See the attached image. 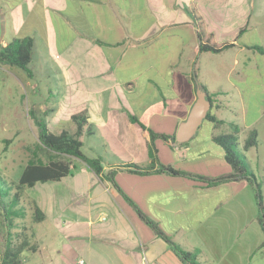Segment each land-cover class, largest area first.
Listing matches in <instances>:
<instances>
[{
	"label": "crops",
	"instance_id": "obj_1",
	"mask_svg": "<svg viewBox=\"0 0 264 264\" xmlns=\"http://www.w3.org/2000/svg\"><path fill=\"white\" fill-rule=\"evenodd\" d=\"M197 15L218 42L234 43L218 55L235 52L236 65L240 55H264L246 47L264 45V0H0V45L33 38L32 76L0 64L3 129L10 128L15 137L24 117L36 127L37 140L34 112L51 132L60 133L71 122L68 131L74 133L70 116L85 110L93 128L91 135L80 136L86 157H99L104 172L118 164L147 165L148 129L176 134L197 87L207 92V75L212 74L207 61L214 52L199 51ZM246 37L251 41H241ZM232 71L235 82L240 72L244 79V67ZM3 99L15 107L4 122ZM214 135L208 140L215 144ZM153 143L164 164L208 178L231 171L226 163L216 170H192L210 155L204 141L191 138L178 145L175 139L156 137ZM114 180L117 186L75 159L66 177L31 187L33 207L45 217L35 222L39 227L32 230L31 241L36 249L24 251L23 264H185L138 209L183 250H198V259L209 264H245L253 249L264 246V231L252 225L254 191L244 179L208 184L118 169ZM247 187L251 198H239Z\"/></svg>",
	"mask_w": 264,
	"mask_h": 264
},
{
	"label": "trees",
	"instance_id": "obj_2",
	"mask_svg": "<svg viewBox=\"0 0 264 264\" xmlns=\"http://www.w3.org/2000/svg\"><path fill=\"white\" fill-rule=\"evenodd\" d=\"M197 18L200 52L211 51L214 53H220L221 51L234 45L232 42H218L212 33L206 31L204 27L205 24L199 15H197ZM243 30L244 28H241L239 33ZM32 39L33 38H31V36H27L11 40L6 45H0V64H9L11 66L20 67L25 69L29 75L32 76V72L29 67L33 54ZM246 47L255 49L261 54H264V45L253 44L246 45ZM208 97L210 98L212 105L213 100L210 93H208ZM31 116L35 120V124L38 128L37 140L39 144L43 148L52 151L55 155L61 156V158H54L51 156L47 162L42 161L39 157L31 158L21 171L16 189H14V192L12 193L9 192L10 187L7 186L8 188H5L2 184H0V201L4 194L8 195L6 203L1 201L3 203L1 207V216L3 217L2 227L4 228V244L0 252V264H23L25 261L24 251H35L36 249V244L31 242L34 237V233L29 230L23 219L17 220V218H23L26 214L24 209L25 206L21 205L22 190L25 188H31L40 182L56 181L66 177L70 174V171H72L73 160L75 159L83 160V162L90 166L96 174L111 181L116 186L117 184L114 180V174L118 169L139 173L140 175L158 172L177 176H186L198 179L208 184L224 179H233V181L244 179L252 185L253 181L256 180V176L252 172L247 156L244 153L249 146L257 144L256 131L253 129L250 131L247 139H245L244 144L240 149L237 142L239 127L235 125L234 122H231L233 131L216 136L214 135L212 138L215 144L222 147L224 150L223 158L231 171L226 175L216 178H208L178 169L177 167L164 164L160 161L157 149L153 143L154 138H170L171 140H174V133L170 135L148 129L150 141L148 143L149 162L147 165L139 166L134 163L118 164L110 171L104 172L101 159L99 157L88 158L84 155L82 150V141L80 136L82 134L91 135L93 133L92 126L87 122V112L85 110L74 113L70 116V120L76 124V131L74 133H71L66 129L62 130L58 134L53 133L48 129L43 116H35L34 112H31ZM130 119L137 124L138 128L145 129V125H143L135 116H131ZM206 119L215 121L216 123L221 122V120H217L216 116L210 110L207 113ZM194 137H192V139ZM6 142H8V139H6ZM185 143L186 142L182 144ZM255 186L256 194L254 196L257 200V205L262 212L261 216L258 218V222L264 230V207L261 201V187L259 183H255ZM34 207L32 218L35 222H37L42 220L45 215L39 207L36 205H34ZM138 214L155 229L156 234L169 245L175 256L178 257L180 261L185 264H200L197 261L198 250H195L194 252L183 250L171 239L168 234L162 231V228L157 224V222L149 219L141 212L140 209H138ZM13 228H18L19 230H13Z\"/></svg>",
	"mask_w": 264,
	"mask_h": 264
},
{
	"label": "rangeland",
	"instance_id": "obj_3",
	"mask_svg": "<svg viewBox=\"0 0 264 264\" xmlns=\"http://www.w3.org/2000/svg\"><path fill=\"white\" fill-rule=\"evenodd\" d=\"M251 37H246L241 41H251ZM211 58L207 61L212 64V74L207 75V92L210 93L212 97V105L210 111L216 116L217 120L221 122L216 123V127H213V122L210 120L204 119L199 129L197 135L193 140L204 141L203 149H206L210 155L206 156L205 163L200 161L195 166H191L192 170L195 172H205L209 171V167H212L216 170V167L219 164H225L221 155L224 153V150L220 146H215V144L208 140L211 133L215 135L225 134L233 131L231 122H234L235 125L239 127L238 133V147H241L244 144L245 139H247L250 131L253 129L256 131L257 144L254 146H249L245 151L247 160L250 164L252 172L255 174V181L251 187L253 188L254 195L256 194L255 183H259L261 187V201L264 207V55H257L256 58L252 55H240L237 59L240 60L239 64H235V52L227 51L224 54L210 53ZM207 63V64H208ZM255 66V71L249 69V67ZM261 66V69H260ZM244 67V79L241 78V72L239 81L235 82L233 79L235 77V72L232 69L240 70ZM259 67V71L258 70ZM42 78V77H41ZM43 79V78H42ZM241 80V81H240ZM38 90V89H37ZM54 91V89L52 88ZM39 94V91H37ZM11 90L8 91V95H11ZM13 97L16 95L13 93ZM42 95L44 92L40 93ZM57 96V93L54 92L53 95ZM28 92H25V96L28 99ZM26 99V100H27ZM21 100V97H20ZM20 100L18 99V108H20ZM29 101V100H28ZM27 107L30 105L28 102ZM3 103L6 106L1 108L5 109L4 119L8 118L7 115L10 114L11 110H14L15 107L11 106L10 102L3 99ZM25 102H23V105ZM26 107V106H25ZM73 124L67 122L64 126L67 130H70ZM22 127L14 137L13 130L3 129L0 122V184L5 188L10 187L9 192H14L16 185L18 183L19 175L24 169L26 163L31 158H40L42 161H48L49 157L53 156L61 158V156L55 155L52 151L43 148L38 140H36V131L33 123H30L24 117H22V122L20 123ZM54 133H58V130H54ZM6 139H11L6 142ZM218 170V169H217ZM8 186V187H7ZM30 188H25L22 190V199L21 205L25 206V216L23 218H17V220L23 219L26 222L27 227L30 231L33 229L36 230L39 227V223L35 224V221L32 218L33 212V199L28 191ZM239 195V198L249 199L251 198L250 188H245ZM253 195V201L255 205V214L252 218V225L254 228H257L259 224L258 218L261 216L262 212L257 205V200ZM8 195L4 194L1 201L6 203ZM0 201V252L4 244V228L2 227L3 217L1 216V207L3 203ZM207 204H211L210 201ZM206 208V207H200ZM35 224V226H34ZM261 227V225H259ZM262 229V227H261ZM13 230H19L18 228H13ZM262 231H264L262 229ZM33 242V241H31ZM182 248V247H181ZM236 252H241V248H234ZM193 251V250H191ZM232 254H236V252ZM194 252V251H193ZM227 252V251H226ZM225 252V255H226ZM229 252V251H228ZM252 256L249 258L247 256L244 258L245 264H264V246L259 249H253ZM231 253V252H229ZM224 255V256H225ZM197 261L200 264H209L205 260ZM28 264H35V262L29 261ZM216 264V263H214ZM219 264V263H218Z\"/></svg>",
	"mask_w": 264,
	"mask_h": 264
},
{
	"label": "water",
	"instance_id": "obj_4",
	"mask_svg": "<svg viewBox=\"0 0 264 264\" xmlns=\"http://www.w3.org/2000/svg\"><path fill=\"white\" fill-rule=\"evenodd\" d=\"M211 108L208 93L201 87H197V98L194 100L187 118L177 126L175 141L179 144L189 141L199 131L202 121L206 119Z\"/></svg>",
	"mask_w": 264,
	"mask_h": 264
},
{
	"label": "built area",
	"instance_id": "obj_5",
	"mask_svg": "<svg viewBox=\"0 0 264 264\" xmlns=\"http://www.w3.org/2000/svg\"><path fill=\"white\" fill-rule=\"evenodd\" d=\"M79 264H83V261L82 260H79Z\"/></svg>",
	"mask_w": 264,
	"mask_h": 264
}]
</instances>
